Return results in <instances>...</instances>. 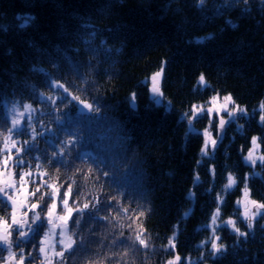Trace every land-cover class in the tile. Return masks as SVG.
<instances>
[{
	"label": "trees",
	"instance_id": "trees-1",
	"mask_svg": "<svg viewBox=\"0 0 264 264\" xmlns=\"http://www.w3.org/2000/svg\"><path fill=\"white\" fill-rule=\"evenodd\" d=\"M223 4L0 0V161L19 137V157L11 155L26 163L10 162L7 171L32 172L28 193L37 186L40 193L29 203L44 194L36 210L43 223L52 199L46 184L60 197L71 184L70 207L90 204L73 213L77 243L54 264H167L176 256V264H264V213L249 229L237 205L241 197L264 203V162L246 159L254 137L264 156V4L240 0L217 15ZM157 72L159 104L147 82ZM213 95L230 96L246 114L236 112L222 128L203 114L189 122L193 105ZM25 104L34 123L23 119L18 128L26 131L18 133L7 105ZM208 124L217 143L205 154L199 130ZM5 209L0 197V214ZM44 226L23 241L12 232L16 259L23 248L24 264H41L35 238ZM216 237L219 253L211 247Z\"/></svg>",
	"mask_w": 264,
	"mask_h": 264
},
{
	"label": "snow or ice",
	"instance_id": "snow-or-ice-1",
	"mask_svg": "<svg viewBox=\"0 0 264 264\" xmlns=\"http://www.w3.org/2000/svg\"><path fill=\"white\" fill-rule=\"evenodd\" d=\"M240 2V0H224V4L221 5L219 8H217L216 10V14L219 15L221 14V11L223 8L225 7H234L236 4H238ZM248 0H244V3L247 4ZM262 4H264V0H261ZM200 5L204 4V0H199ZM245 11H247V9H245ZM29 19V18H26ZM227 23H231V21H228ZM22 27L24 25H21ZM160 72H157L155 74V76L153 77V80H155L156 76H159ZM199 82L201 84L204 83L205 81V77L203 74L200 75V77L198 78ZM52 87H56V88H62L63 85L60 84H53ZM65 91H67L65 89ZM152 91L156 94H160V89L154 87L152 89ZM75 99V97H74ZM215 99V98H214ZM224 101L226 102L225 105L223 106L225 108V110L227 111V104L229 103H233L232 98L230 96H225ZM161 101L157 100L156 103H160ZM29 105H24V108L27 110L29 109ZM85 107H89V105L85 104ZM262 114L260 116V120L264 121V103H262L260 105ZM202 109L198 112L197 108L195 105H193L192 108V116L189 117V122H191V119L193 116H198L199 114L202 113ZM236 112H240V113H244L246 114V109L241 108L239 106H235L232 110L228 111V116L230 118H235V113ZM207 113L209 116V122L211 123L212 121V113H213V108L209 107L207 108ZM218 115V113H217ZM29 122L30 119H29ZM225 120L223 119V117L220 118L219 121V127L222 128L223 125L225 124ZM20 124V121L18 119H13L12 120V126L13 129H16L18 133H23L26 131V129L24 128H18L17 126ZM11 131V129L9 130ZM204 134L205 136L209 135V130L206 128L204 130ZM6 141L8 140V138H5ZM256 142V138H253V143ZM25 143L27 144V141H25ZM207 144V141L205 142ZM217 143L216 139H213L211 141V144L213 147H215ZM12 146L15 147V142H12ZM5 150L8 151V155L2 160L0 161V164H2L4 169H7L9 167L10 162H12L13 166L19 167L21 165H24L26 162L23 159L20 158H16L13 159V156L11 155V151L8 150L7 147V143L5 145ZM16 153H17V157H19V154L21 152V148L16 147L15 148ZM25 151H27V149H25ZM202 152H205V149L201 150ZM206 154V152H205ZM246 159L248 161H251L253 164L255 163V161L252 159V153L251 150L249 151V155L246 157ZM262 162H264V156H261L259 158ZM41 175H43V173H40ZM5 175L4 171H0V177H3ZM32 176V172L31 171H21L19 173V182H20V189L19 191L23 192L25 194V199H27L28 195L31 196H36L37 193H40V187L37 186L36 189L31 192L28 193L27 189L25 188V184H26V178L31 177ZM235 183V179L234 177L230 174L228 176V185L227 187H231L233 184ZM46 187L51 189V198H52V203L47 205V211L46 213H44V218H46L47 220V224L50 226L51 230H55L57 228H59V236H60V240H59V244L61 245V250L57 251L54 253V255L60 259H65V252H69L73 249L74 245L77 243V240L73 238V235H69V221L73 220V213H80L83 214L85 210L90 208V204L89 203H84L82 205V207H70L69 206V197L71 194V190H72V185L69 184L67 187V190L63 192V198H62V204H63V208L64 211L62 214H58L56 213V208H57V204H56V198H57V193L59 191V189L57 187H55L52 184H46ZM6 189H12L13 191V195H9ZM17 189L16 186L13 182L10 181H5L3 179H0V194H3L5 197H7L8 201L11 202L12 204V212H11V223L9 224L6 220L4 219H0V230L3 231V234L0 235V243L7 245V251H8V255L5 256L3 258V264H24V260H25V256L23 254L24 249L21 248L20 249V255H19V259H16V253L12 251V247H13V243L11 240L12 237V231L11 229L13 228V226L16 227V229L18 230V241H23L24 238H26L28 236V232H25L23 229L25 227L28 228V230L30 232H38L40 228L43 227V225H37L36 229H33L32 225H35L37 223V221L41 220V215L39 212H37V209H41L42 203L44 202V194H41L39 199L37 200V202L31 203L30 206L26 203L21 202V207L26 208V211H23L20 215V217H17V211H16V204L17 201L14 199V195L16 193ZM75 203V202H73ZM100 201L97 200L95 201V203L92 205V207H95L96 204H99ZM110 201L108 202V204L110 205ZM251 203L256 207L257 210L259 209H264V203H258L255 200H252ZM42 210V209H41ZM29 212L34 213V215L31 217V223L28 222V216H29ZM257 213H253V215H257ZM141 215H143V213H141ZM219 215V210H217L216 213H214L213 215V219L215 220L216 216ZM245 216L247 217V213H245ZM55 217V218H54ZM81 219H82V215L81 217H78L74 220V225L76 227H78L81 223ZM103 219V218H102ZM227 224L232 225L233 226V230L240 236H244L245 233L241 232L239 230V228L235 227L234 221L229 219L227 221ZM248 228L251 229L252 228V224L249 223L248 224ZM142 231V230H141ZM51 235V231H45L44 232V236L48 237ZM122 235V234H121ZM174 239L175 237L171 238L169 240L168 246L169 247H175L174 245ZM219 239V237H216L215 239H213L211 241V247H212V251L213 253H219L223 250L224 245H218L217 244V240ZM136 240L139 242V244L141 246L147 247V243L145 241V239L141 238L140 235L136 236ZM45 245V239L41 238L39 241V253L44 254L46 252V249L44 247ZM16 246L19 247V242L16 243ZM35 247V245H34ZM4 251L3 248H0V252ZM29 256H32V253H28ZM180 260L179 256H176L174 260H169L168 264H176V261ZM48 264H52L51 260H48Z\"/></svg>",
	"mask_w": 264,
	"mask_h": 264
},
{
	"label": "rangeland",
	"instance_id": "rangeland-1",
	"mask_svg": "<svg viewBox=\"0 0 264 264\" xmlns=\"http://www.w3.org/2000/svg\"><path fill=\"white\" fill-rule=\"evenodd\" d=\"M154 76H155V74L154 75H151L147 79V82H148V86H149L150 96L152 97V99L158 100L159 99V94H156V93H154L152 91V89L154 87L158 88V85H157L158 84V76H156L155 77V80H153V77ZM213 96L214 97H211L208 101L206 100L204 103H202V105H200V107H196V108H197L198 112L202 109L203 111H202L201 114L207 115V117L209 118L208 113H207V108L212 107L213 108L212 117H216L215 118L216 119V121H215L216 122V127L220 128L219 127L220 118L223 117L224 120L227 119V118H229L228 111L232 110L235 107V105H233L232 103L227 104V111H226L225 108L223 107L225 105V103H226L224 101V99H223L225 96H217V95H213ZM25 105H29V104H25ZM7 108H8L9 116L11 115L10 116L11 121L13 119H18L20 121V124L17 127H19V126H21L23 124H26L27 121L29 122V119L31 121V122H29L30 124H32V122L34 123V109H33V107L30 106L29 109L26 110L24 108V105L22 107H17V106L10 107L9 105H7ZM217 113H218V115H217ZM201 114H199V115H201ZM194 117H196V116H193V118ZM23 119H27V121L26 120L23 121ZM212 119H214V118H212ZM206 128L208 130L209 129L211 130L210 124H208L207 127H205V128H203V129L200 130V133L202 134L203 141H204L203 142V145H202V149H206L209 146V144H211V141L213 140L212 137H210L211 136L210 132H209V135L208 136H205L204 130ZM211 131L217 132V128H215L214 130H211ZM13 141L14 140H9L7 142L8 150H10L11 152L13 150H15L16 146L18 147L22 143V140L19 137L16 136V139L14 141L15 142V147H13L12 146V142ZM206 141H207V144L205 143ZM3 150L6 151L5 150V147H4ZM250 150H251V153H252V159L254 161L255 160H258L260 158V153H259V148H258L256 142L253 143V146H251ZM249 151H248L247 156L249 155ZM202 153H205V152H202ZM2 159H3V156H2ZM38 169L39 170L36 172V175L42 176L40 174L42 168L39 166ZM0 171H4L5 172V175L3 177H0V179H3L5 181L13 182L15 184V186H16L17 191H16V193L14 195V199L17 201L16 211H17V217L19 218L20 215H21V213L23 211H26L27 210L26 208L21 207V202L26 203V204H28L30 206L29 198L27 197V199H25V194L23 192L19 191V189H20L19 175L17 176L13 172H8L7 169H4L3 168L2 164H0ZM28 184H29V181L26 179L25 188L27 189V192H28V188L30 186V184L29 185ZM6 190H7V192H8L9 195H13L12 189H6ZM0 196H1V200L3 202L5 201V204H6V209H5V211H4L3 214H0V219H4V220H6L10 224L11 223L12 204H11L10 201H8L7 197H5L3 194H1ZM59 197H60V190L58 191V194H57V198L58 199L56 198V204H57L56 213L62 214L63 211H64L63 204L61 202L63 196H61L60 198ZM251 201L252 200L249 199V198H247V197H241L238 200V202H237V205H238V207L240 209L239 210V214L242 216V218L244 220H247V222H249V223H253V220L254 219H256L262 213H264V209L257 210L256 207L251 203ZM50 202L51 203L53 202L52 199H50ZM46 211H47V209H46ZM257 212H258L257 215H253V213H257ZM245 213H247V217L245 216ZM33 215H34V213L29 212V216H28V222L29 223H31V217ZM44 219H45L46 222L44 221L45 226H44L43 232H42L40 238L39 239L35 238V240H37V242H38V241H40L41 238H44L45 239V245H44V247L46 249V252L44 254L39 253V244H37V248H38L37 254L40 255V263L41 264H48V260H51L52 261L54 259V257H55L54 253L61 250V245L59 244V240H60L59 228H57L55 230H51L50 229V226L47 224L46 218H44ZM39 221H37V222L38 223H41L42 225L44 224L42 222V220H39ZM35 226H36V224L35 225H32L33 229H35ZM23 230L25 232H28V236H31L32 235V232H30L27 227H25ZM46 230L47 231H51V235L48 236V237H45L44 236V232ZM11 231L13 232V231H18V230L16 229L15 226H13V228L11 229ZM68 234L70 235V232ZM26 238H24V239H26ZM2 245L5 247L6 250H4L3 254L1 255L2 258L0 259V264H3V258L8 255L7 245H5V244H2ZM13 249H14V247H12V251H13ZM52 264H54L53 261H52Z\"/></svg>",
	"mask_w": 264,
	"mask_h": 264
},
{
	"label": "water",
	"instance_id": "water-1",
	"mask_svg": "<svg viewBox=\"0 0 264 264\" xmlns=\"http://www.w3.org/2000/svg\"><path fill=\"white\" fill-rule=\"evenodd\" d=\"M1 195V194H0ZM3 234V231L2 230H0V235H2Z\"/></svg>",
	"mask_w": 264,
	"mask_h": 264
},
{
	"label": "bare ground",
	"instance_id": "bare-ground-1",
	"mask_svg": "<svg viewBox=\"0 0 264 264\" xmlns=\"http://www.w3.org/2000/svg\"><path fill=\"white\" fill-rule=\"evenodd\" d=\"M70 94V93H69ZM200 131V130H199ZM227 222V221H226Z\"/></svg>",
	"mask_w": 264,
	"mask_h": 264
}]
</instances>
